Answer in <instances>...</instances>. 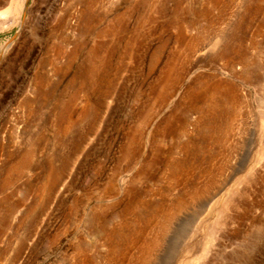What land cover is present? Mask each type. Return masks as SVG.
<instances>
[{"label":"rangeland","instance_id":"374dc122","mask_svg":"<svg viewBox=\"0 0 264 264\" xmlns=\"http://www.w3.org/2000/svg\"><path fill=\"white\" fill-rule=\"evenodd\" d=\"M0 22V264H264V0Z\"/></svg>","mask_w":264,"mask_h":264},{"label":"bare ground","instance_id":"6f19581e","mask_svg":"<svg viewBox=\"0 0 264 264\" xmlns=\"http://www.w3.org/2000/svg\"><path fill=\"white\" fill-rule=\"evenodd\" d=\"M55 1H56V0H55ZM0 23H2V22H0ZM2 27H3V26H2ZM60 47H61V46H60ZM61 48H62V47H61ZM58 49H59V48H58ZM61 50H62V49H61ZM58 53H59V52H58ZM228 92H229V91H228ZM226 93H227V92H226ZM227 95L229 96V94H227ZM234 96H235V95H234ZM226 97H227V96H226ZM231 98L234 99V97H232V94H231ZM225 100H226V99H225ZM231 101H232V100H231ZM228 102H229V101H228ZM226 103H227V102H226ZM263 103H264V102H263ZM263 103H262V101L258 98L259 114H260V116L262 117V119H264V110H262V105H264ZM227 104H228V103H227ZM224 105H225V104H224ZM229 106H230V105H229ZM263 107H264V106H263ZM219 108H220V107H219ZM223 109H224V108H223ZM218 110H219V109H218ZM219 111H220V110H219ZM222 112H223V111H222ZM250 112H251V111L247 109V111H246V115L248 116L247 118L250 117ZM218 113H219V112H218ZM223 113H224V112H223ZM215 115H216V114H215ZM251 115H252V114H251ZM208 122H209V124H211L210 121H208ZM247 131H249V132H248V135H251V136H252V135L254 134V132H255L253 126H252V127H248V130H247ZM234 176H235V170H234V168H233V163H232L231 174H230V177H229V178L232 179ZM4 186H5V183H3V184L1 185L2 188H5ZM0 203H1V202H0ZM183 206H184V205H181L179 208H181V207H183ZM169 216H170V214L166 217L167 219H165V221H164L163 224H166L167 222H169ZM121 229H124V228L120 227L119 230H121ZM116 230H118V228H117ZM116 230H115V231H116ZM128 230H129V229H128ZM125 231H126V230H125ZM125 231H124V232L122 231L123 234L126 233ZM119 232H120V231H119ZM128 232H129V231H128ZM113 233H115V232L113 231ZM116 233H117V231H116ZM111 234H112V233H110V235H108V239H107V240L110 241V242H112V240H114V238H112ZM118 234L121 235V233H118ZM128 234H129V233H128ZM122 236H123L122 238H124V235H122ZM117 237H118V235H117ZM115 238H116V237H115ZM122 240H123V239H122ZM118 241H119V239H118ZM120 242H121V240H120ZM112 243H113V242H112ZM114 245H115V244H114ZM114 245H113V246L111 245V248H110V250H111L110 252H111L112 254H113V249H112V247H114ZM116 245H117V243H116ZM157 245H158V244H156V243H152L151 245H148V246H147V251H146V252H148V249H149V248H150L149 251L152 252L151 248L154 250L155 247H157ZM116 248H117V247H116ZM116 248H115V249H116ZM114 251H115V250H114ZM115 252H116V251H115ZM115 252H114V253H115ZM150 252H149V253H150ZM143 253H145V252L143 251ZM149 253H147V256H149V255H148ZM83 264H85V263H83Z\"/></svg>","mask_w":264,"mask_h":264}]
</instances>
